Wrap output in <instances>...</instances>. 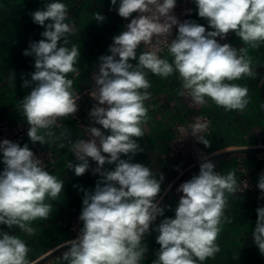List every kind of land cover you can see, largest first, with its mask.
<instances>
[{
  "label": "clouds",
  "instance_id": "9594fccd",
  "mask_svg": "<svg viewBox=\"0 0 264 264\" xmlns=\"http://www.w3.org/2000/svg\"><path fill=\"white\" fill-rule=\"evenodd\" d=\"M194 2L198 16L208 21L211 31L195 21L180 22L172 14L176 0H119L118 15L131 19L125 30L113 37L111 54L99 58L95 88L90 93L98 104L89 112L91 125L99 127L90 126L92 138L77 140L70 149L80 161L75 166L71 161L68 164L76 176L89 170L91 158L97 165L93 174L99 173L101 179L94 191H85L79 216L83 227L62 255L67 264H140L147 252L142 241L153 230L157 217L164 215V209L155 202L163 176L157 179L150 167L132 162L135 154L143 151L137 141L144 135L142 126L147 119L149 71L163 78L178 73L183 89L197 105H205L208 98L230 111L243 110L249 103L248 89L231 83L254 75L247 47L237 49L216 38L225 39L234 32L245 46L264 44V0ZM111 4L115 6L117 0H111ZM31 17L45 30L43 39L30 42L23 53L34 56L35 71L31 81H24L23 86H34L20 107L29 125V139L45 144L47 137L54 136L51 129L57 120L78 111V96L67 74L78 73L74 65L81 52L76 45L67 47L68 36L76 29L74 23L66 22V4L51 0ZM104 19L100 13L95 16L98 22ZM174 26L177 35L169 41ZM161 42L167 43L171 62L157 54ZM142 43L152 50L141 53L137 60L136 50ZM206 128V124L197 122L191 132L208 147L209 140L202 135ZM0 152L5 166L0 172V224L32 234L33 221L50 217L49 201L59 199L64 180L50 174L27 144L21 147L5 139L0 142ZM105 164L115 167L107 170ZM257 187L264 199V173ZM239 189L234 171L221 175L212 162H202L199 174L177 189L183 195L175 218H164L154 229L159 233L156 243L160 247L152 264H203L214 258L220 251L216 241L221 225L228 220L224 214L228 204L225 193L235 194ZM256 211L252 235L264 255V207ZM28 252L23 239L0 232V264H31Z\"/></svg>",
  "mask_w": 264,
  "mask_h": 264
},
{
  "label": "crops",
  "instance_id": "0c3cea01",
  "mask_svg": "<svg viewBox=\"0 0 264 264\" xmlns=\"http://www.w3.org/2000/svg\"><path fill=\"white\" fill-rule=\"evenodd\" d=\"M49 2L51 0H0V123L1 121L9 124L27 123L20 104L34 86L23 85L25 80L31 81V73L35 71V58L32 55L25 56L23 53L29 48L30 42L43 39L41 33L45 29L33 23L31 13L43 9ZM60 2L68 7L69 18L66 22L74 23L76 29L68 36L67 47L76 45L81 52L74 65L78 73L67 74V77L73 80V90L77 91L87 84L90 71L99 67V58L111 54L109 47L113 43V37L124 30L131 18L125 20L118 15L116 9L119 7V0L115 6L111 4V0H60ZM97 13L103 15L105 19L96 21ZM190 20L209 28L208 21L198 16L196 4ZM230 33L235 48L247 47L246 55L251 61L254 75L231 81L248 89L249 103L243 110H225L208 98L207 103L203 105V111L211 117L210 132L204 135L210 146L206 147L201 143L206 158L225 151L245 149L210 161L221 175L234 171L240 189L235 194L225 193L228 204L224 214L228 220L221 225V232L216 241L220 251L214 258L206 259L203 264H264V255L260 253L252 235L257 221L256 210L264 207V199L258 202L255 197H261L257 185L260 175L264 173V153L258 156L254 150L256 147H264V44L257 48L245 46L234 32ZM145 51L142 45L138 46L137 60ZM159 56L167 57L169 62L172 60L168 49H164ZM146 78L151 84L147 89L150 98L145 101L148 113L142 126L144 135L137 141L143 151L137 152L132 162L150 167L156 173L157 179L163 176L161 191L155 201L159 204L176 177L193 166L190 159L169 153V141L174 135L175 125L178 122L186 123L191 110L180 94L183 86L178 73L163 78L149 71ZM92 108L91 99L82 100L78 104V112L90 124L89 112ZM51 130L54 136L47 137L45 144L33 143L28 135L21 143V147L27 144L31 151L37 144L55 150L54 160L45 166V169L57 178L63 179L64 187L58 200L49 201L52 204L50 217L47 220L33 221L30 225L34 229L32 234L18 227L9 229L6 225L0 224V232L18 236L26 242L29 248L27 259L31 264L66 245L71 233L61 221L80 216L85 191H94L97 181L101 179L99 173L93 174L92 170L97 165L91 158L89 170L82 176H76L73 169L68 168L70 161L74 166L80 162L74 159V153L70 149L75 141L83 137V130L70 116L60 118L59 124L56 123ZM61 133L64 135L61 136ZM121 158L128 159L127 156ZM4 167L3 153L0 152V172ZM114 167L115 165H104V169L107 170H113ZM199 169L200 167L191 172L186 180L198 175ZM244 173L251 176L256 183L255 196L250 189L243 186ZM178 202L177 196L172 193L162 204L164 215L157 217L152 225L153 230L142 241L147 247V252L140 264H152L157 259L156 252L160 246L156 243V237L159 233L154 229L164 218H175ZM67 250L68 247L60 250L40 264H67V261L62 259L63 253ZM57 256H60V259Z\"/></svg>",
  "mask_w": 264,
  "mask_h": 264
},
{
  "label": "built area",
  "instance_id": "2783aa9c",
  "mask_svg": "<svg viewBox=\"0 0 264 264\" xmlns=\"http://www.w3.org/2000/svg\"><path fill=\"white\" fill-rule=\"evenodd\" d=\"M195 11V2L194 0H176V6L172 11V14L178 18L180 22H184L186 20H190L194 14ZM206 28V27H205ZM125 30V28H124ZM123 30V31H124ZM206 30L211 31L212 29L206 28ZM177 35V28L174 26L172 29V34L169 37V41L172 39H175ZM163 41V38H161ZM219 43L225 44L230 43L233 47V42L231 40V33H229L225 39H220L219 37L216 38ZM153 44H156V40H153ZM146 51H151L152 47L150 45L141 44ZM167 48V43L161 42L157 45V54L160 55V53ZM98 72V67L92 69L90 71V78L85 85L80 90L75 91V93L78 96L77 99V106L80 101L85 99H91L93 103V107L98 104V101L91 98L90 93L95 88V80L94 76ZM184 91V95H182V99L184 103L189 107L191 110L190 118L186 123L178 122L175 125L174 135L169 141V153L172 155H179L183 158L190 159L192 161V164L202 161L206 158L204 149L201 146V143L198 142V136H193L191 132V126L194 125L197 122L204 123L207 125V128L204 130L202 135H206L210 132L211 129V117L203 111V106L195 104L191 97L187 94V91L182 89ZM75 123L83 130V137L80 139L88 140L91 139V134L88 131V128L91 125L88 123V121L81 115L78 111L73 115L70 116ZM60 119L57 120V123L59 124ZM29 125L27 123L22 122H16L9 124L6 121H1L0 123V142L7 139L12 142L18 143L21 146V143L23 141V138L28 135ZM199 135V134H198ZM79 139V140H80ZM35 157L42 161L44 163V166H47L49 163H51L54 160L55 156V150L51 147L42 146L40 144H37L36 147L32 150ZM262 153H264V150H258L256 154L260 156ZM74 159H76L74 154ZM77 160V159H76ZM245 170L244 168L242 169ZM180 177V176H179ZM179 177H176L175 182H177V185L175 186L173 193L177 196L178 200L183 195V193L178 192V187L186 182V178L183 180H178ZM242 183L245 187V183L247 184V188L250 189L253 193L256 189V183L252 179L251 176H249L247 173H244L242 177ZM246 188V187H245ZM255 196V193L253 194ZM256 200L260 202L261 198L258 196H255ZM61 223L69 230L71 233V236L69 240L65 243L68 244L69 241L76 239L79 235V232L82 227V221L79 220V216H76L75 218L65 219L61 221ZM58 259H60V256H57Z\"/></svg>",
  "mask_w": 264,
  "mask_h": 264
},
{
  "label": "water",
  "instance_id": "95a60500",
  "mask_svg": "<svg viewBox=\"0 0 264 264\" xmlns=\"http://www.w3.org/2000/svg\"><path fill=\"white\" fill-rule=\"evenodd\" d=\"M255 151H258V150H264V147H256V149H254ZM241 151H245V149H236V150H230V151H225V152H222V153H218V154H215V155H212L210 157H207L205 159H203L202 161H199L197 163H195L191 168H189L187 171H185L179 178L178 180H183L185 179L191 172H193L194 170H196L197 168L200 167V164L204 161H211V160H214L220 156H224V155H228V154H232V153H236V152H241ZM177 185V182L173 183L171 185V187L168 189V191L166 192V194L164 195V197L162 198V200L159 202L158 206L161 207L162 204L168 199V197L173 193V190L175 188V186ZM67 247H70V244H66L65 246L61 247V249H57L56 251L48 254V255H45L44 257H42L41 259H39L38 261H36L35 263L33 264H40L48 259H50L51 257H53L55 254H57L60 250L64 249V248H67Z\"/></svg>",
  "mask_w": 264,
  "mask_h": 264
}]
</instances>
